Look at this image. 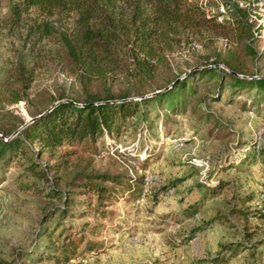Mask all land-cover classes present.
Segmentation results:
<instances>
[{"label": "rangeland", "instance_id": "1", "mask_svg": "<svg viewBox=\"0 0 264 264\" xmlns=\"http://www.w3.org/2000/svg\"><path fill=\"white\" fill-rule=\"evenodd\" d=\"M223 1L244 9L251 25L248 38L236 42L206 31L185 32L177 37L174 52H164L169 65L157 72L160 88L123 78L117 82L116 88L129 95L126 101L148 102L142 105L146 116L132 118L116 139L105 138L98 155L80 154L64 176L76 169L122 173L135 199L127 201L129 194L112 199L100 233L90 237L101 244L100 250L62 264H216L230 249L237 254L220 264H247L252 248L264 259L263 94L256 97V88L215 93L212 78L198 86L177 115L163 109L173 103L154 101L155 92L170 89L191 72L225 68L223 60L245 80L264 79V0L198 3L207 14L223 13L217 16L221 22L229 17ZM8 7L7 0L0 5V134L12 137L47 112L59 95L78 102L82 97L61 70L59 37L28 38L26 19L11 24ZM50 21L58 34H68L75 16L57 12ZM17 59L43 61L37 64L42 66L39 80L32 83L28 102L10 103L8 77ZM20 175L15 165L0 175V262L6 264H31L21 256L42 255L38 246L44 239L37 236L44 212L54 205L23 189ZM234 207L248 215L235 213Z\"/></svg>", "mask_w": 264, "mask_h": 264}, {"label": "trees", "instance_id": "2", "mask_svg": "<svg viewBox=\"0 0 264 264\" xmlns=\"http://www.w3.org/2000/svg\"><path fill=\"white\" fill-rule=\"evenodd\" d=\"M4 1L0 0V5ZM7 1L9 22L18 26L25 18L28 38L59 37L61 70L77 85L82 97L78 102L59 95L47 112L39 113L17 135L0 134V175L6 167L15 165L21 170L23 189L54 203L43 214L42 224L49 226L41 224L37 236L39 241L44 239L38 246L42 255L33 259L24 254L21 258L31 264H62L81 253L100 250L101 244L90 237L100 233V222L110 214L106 208L112 199L119 194H129L127 201L135 199L122 173L76 169L72 176H64L80 154L98 155L105 138L116 139L126 132L132 118L146 116V106L142 105L148 102L126 101L128 93L116 88L119 79H129L139 86H159L157 72L169 65L164 52H174L177 37L183 33L206 31L242 42L248 38L251 25L244 9L237 5L231 8L225 1L222 4L229 17L221 22L217 16L223 13L207 14L198 0ZM31 11L36 14L32 16ZM57 12L74 14L70 33H57L50 21ZM41 61L14 62L8 77L10 103L28 102V91L39 80L42 66L37 64ZM222 62L225 68L206 66L178 79L154 101L173 103L163 109L177 115L187 99L196 95L198 86L212 78L217 81L215 93L224 94L226 88L237 92L256 88V97H264V79L245 80L228 60ZM41 157L44 161H39ZM232 210L248 215L243 209ZM227 252V258L216 259L215 263L226 262L237 249ZM247 264H264V259L252 248Z\"/></svg>", "mask_w": 264, "mask_h": 264}, {"label": "water", "instance_id": "3", "mask_svg": "<svg viewBox=\"0 0 264 264\" xmlns=\"http://www.w3.org/2000/svg\"><path fill=\"white\" fill-rule=\"evenodd\" d=\"M164 90H166V88H165V89H162V90H159V91L155 92L154 94L161 93V92H163ZM126 100H127V99H126ZM36 118H37V117H36ZM34 119H35V118H34ZM34 119H32L31 122H32Z\"/></svg>", "mask_w": 264, "mask_h": 264}]
</instances>
